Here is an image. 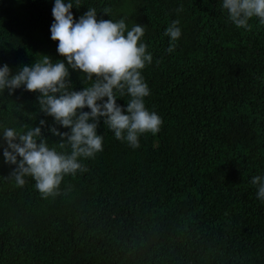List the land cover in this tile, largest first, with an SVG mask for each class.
I'll return each mask as SVG.
<instances>
[{"label":"trees","instance_id":"1","mask_svg":"<svg viewBox=\"0 0 264 264\" xmlns=\"http://www.w3.org/2000/svg\"><path fill=\"white\" fill-rule=\"evenodd\" d=\"M64 2L73 3L74 20L94 8L98 20L123 19L126 31L144 27L152 54L141 71L151 93L145 106L163 124L133 149L101 118L103 151L81 158L88 171L65 176L60 194L47 199L31 177L23 187L7 177L15 165L4 162L0 134V264H264V201L251 183L264 176L259 18H250L251 30L237 28L223 0ZM53 6L0 0V66L14 75L42 55L67 64L51 39ZM173 20L182 34L168 53L164 32ZM69 73L71 90L94 82L79 70ZM39 95L23 86L0 92V125L26 131L43 119L49 147L70 154L48 130L69 129L39 110ZM117 96L126 109L130 97Z\"/></svg>","mask_w":264,"mask_h":264},{"label":"clouds","instance_id":"2","mask_svg":"<svg viewBox=\"0 0 264 264\" xmlns=\"http://www.w3.org/2000/svg\"><path fill=\"white\" fill-rule=\"evenodd\" d=\"M72 7L71 2L54 0L51 9L54 18L50 26L51 39L58 41L56 51L67 64L63 60L54 63L49 56L42 55L41 60L23 66L14 75L7 64L0 66V92L7 89L11 94L21 86L38 92L39 110L53 117L55 124L69 129L60 132L51 126L48 130L61 138L60 149L70 147V154L49 147L42 132L46 123L43 119L40 126L26 131L0 125L6 144L4 162L15 165L7 177L14 178L20 187L25 185L26 177H31L45 199L60 194L65 176L88 171L81 158H95L103 151V136L97 133L101 118L117 140L126 141L133 149L140 146L142 134L155 135L163 124L162 118L145 106L144 98L151 93L141 71L152 63V54L142 42L144 27L135 24L126 31L123 19L98 20L94 8H88L74 20ZM222 7L237 28L251 30L248 21L252 17H258L259 23L264 25V0H223ZM109 11L103 12L108 14ZM179 23L173 20L165 29L164 35L169 37L168 53L175 51L181 37ZM69 68L79 70L87 80L94 82L82 90H71ZM117 92L121 98L130 97L126 109L117 104ZM85 108L89 111H84ZM251 183L258 186L257 197L264 201V176L253 177Z\"/></svg>","mask_w":264,"mask_h":264}]
</instances>
